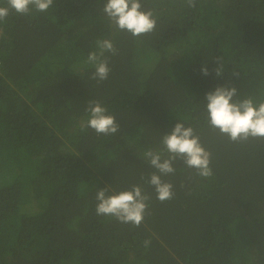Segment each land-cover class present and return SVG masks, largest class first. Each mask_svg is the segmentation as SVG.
Masks as SVG:
<instances>
[{"label": "trees", "instance_id": "16d2710c", "mask_svg": "<svg viewBox=\"0 0 264 264\" xmlns=\"http://www.w3.org/2000/svg\"><path fill=\"white\" fill-rule=\"evenodd\" d=\"M105 3L54 0L0 22V264H264V140L230 143L205 109L221 86L264 101V0H141L157 24L139 38ZM103 39L117 54L97 83L86 59ZM91 100L116 134L86 127ZM178 122L200 135L213 176L177 161L163 177L174 197L160 202L143 153ZM133 185L150 196L139 227L96 215L99 189Z\"/></svg>", "mask_w": 264, "mask_h": 264}, {"label": "clouds", "instance_id": "9594fccd", "mask_svg": "<svg viewBox=\"0 0 264 264\" xmlns=\"http://www.w3.org/2000/svg\"><path fill=\"white\" fill-rule=\"evenodd\" d=\"M185 3L189 8H194L197 0H185ZM53 4L54 0H7L6 6H0V22H4L13 11L18 15H28L33 10L47 12ZM102 11L116 29L126 31L133 38L155 31L157 20L154 13L143 10L141 0H106ZM106 53L117 54L114 43L110 39L97 40L96 50L89 52L86 59V63L95 69L89 79L97 83L107 80L111 70ZM216 59L219 67L213 71L220 76L223 63L220 57ZM201 71L204 75L209 74L207 68ZM233 76L238 77L239 73L233 72ZM205 98L206 122L210 131L227 137L230 143L235 144L264 140V101L257 102L253 97L239 99L237 88L223 86L206 93ZM86 112V127L97 135L112 136L118 132L115 116L108 114V109L99 101H89ZM160 145L157 150L149 149L143 153L147 163L156 170L147 183L154 189L160 202L174 197L173 184L163 177L176 172L174 165L177 161L193 169L197 177L208 179L213 176L212 154L203 146L200 135L192 126L176 123L170 133L162 135ZM108 191L105 187L96 192V215L113 217L120 223L139 227L144 221L150 196L139 185L110 195ZM150 243V240H145L144 246L148 247Z\"/></svg>", "mask_w": 264, "mask_h": 264}]
</instances>
